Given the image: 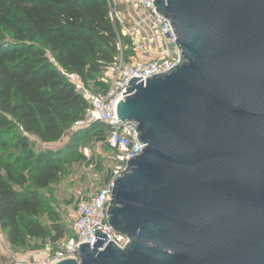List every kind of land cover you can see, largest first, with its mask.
I'll use <instances>...</instances> for the list:
<instances>
[{
    "label": "water",
    "instance_id": "obj_1",
    "mask_svg": "<svg viewBox=\"0 0 264 264\" xmlns=\"http://www.w3.org/2000/svg\"><path fill=\"white\" fill-rule=\"evenodd\" d=\"M152 5L180 58L132 78L115 109L144 145L106 212L128 243L96 230L79 262L56 264H264V0Z\"/></svg>",
    "mask_w": 264,
    "mask_h": 264
},
{
    "label": "trees",
    "instance_id": "obj_2",
    "mask_svg": "<svg viewBox=\"0 0 264 264\" xmlns=\"http://www.w3.org/2000/svg\"><path fill=\"white\" fill-rule=\"evenodd\" d=\"M115 28L107 0H0V227L18 250L28 240L55 244L64 236L59 223L38 221L41 198L61 173L59 153L35 154L28 136L41 143L59 141L82 119L86 102L66 80L86 81L91 69L103 73L114 62ZM95 123L73 136L96 132ZM21 164H31L27 175Z\"/></svg>",
    "mask_w": 264,
    "mask_h": 264
},
{
    "label": "built area",
    "instance_id": "obj_3",
    "mask_svg": "<svg viewBox=\"0 0 264 264\" xmlns=\"http://www.w3.org/2000/svg\"><path fill=\"white\" fill-rule=\"evenodd\" d=\"M153 0H107L109 19L115 28L114 62L103 72L106 90H90L76 74H65L66 80L83 97L86 109L73 128H88L100 123L108 129L107 147L113 153L112 176L108 185L96 193L75 195V218L72 235L59 244L46 243L43 254L35 260H21L17 264H56L73 259L79 262L78 246L88 243L93 248L95 231L107 237L118 249L128 243L125 236L116 234L107 224V210L111 201L114 180L124 172L129 159L140 156L144 145L139 141L135 123L120 122L115 114L117 104L127 96L125 88L132 78L146 79L163 74L179 63L171 24L157 15ZM84 156L89 151L84 150ZM107 245V244H106ZM101 251V250H99Z\"/></svg>",
    "mask_w": 264,
    "mask_h": 264
},
{
    "label": "rangeland",
    "instance_id": "obj_4",
    "mask_svg": "<svg viewBox=\"0 0 264 264\" xmlns=\"http://www.w3.org/2000/svg\"><path fill=\"white\" fill-rule=\"evenodd\" d=\"M104 72V70H103ZM103 73L91 69L86 75L85 83L91 89L100 81ZM87 128L68 129L62 138L54 143H41L38 138L28 136L32 144V150L35 154L41 151H53L59 153L61 173L57 180L51 183L46 189H34L28 180V170L31 164H21L23 173L27 175V189H34L41 198L42 204L39 212L38 221L41 225L49 229L52 223H59L64 229L65 236L72 235L73 212L75 211L74 201L77 193L92 192L96 193L103 190L111 180L112 176V158L113 153L107 147L108 129L101 126L96 132L82 136L76 146H73V136L78 132H83ZM89 151V156H84V150ZM17 151L10 148L0 151L1 158L11 154H16ZM4 161V160H3ZM3 164L0 162V169H3ZM5 235V231H3ZM65 236L57 242L59 245ZM41 241L28 240V243L16 250L7 242L4 245L0 243L1 254H29L32 260L42 256L43 247Z\"/></svg>",
    "mask_w": 264,
    "mask_h": 264
},
{
    "label": "crops",
    "instance_id": "obj_5",
    "mask_svg": "<svg viewBox=\"0 0 264 264\" xmlns=\"http://www.w3.org/2000/svg\"><path fill=\"white\" fill-rule=\"evenodd\" d=\"M99 79H100V81H98L99 84L97 83L93 89L89 88L87 86V84L85 83V81H84V83L90 90H92L96 93H100V92H103L106 90V86H105L104 82L102 81V78H99ZM30 140H32V139H30ZM83 194L89 195V194H92V192L88 191V192H84ZM72 218L73 219L75 218V211L73 212ZM6 242H7L6 233L4 235L3 230L0 227V243H3L5 245ZM55 244H57V243H55ZM24 259L32 261V258H30L29 254H23V253L22 254H11V253L10 254L9 253L4 254L3 253L0 255V264H17L18 261H21Z\"/></svg>",
    "mask_w": 264,
    "mask_h": 264
}]
</instances>
